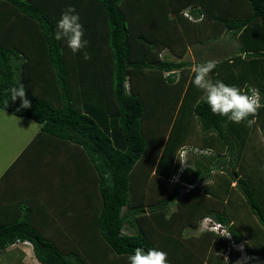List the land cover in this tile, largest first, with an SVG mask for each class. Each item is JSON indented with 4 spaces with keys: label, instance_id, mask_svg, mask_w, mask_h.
<instances>
[{
    "label": "trees",
    "instance_id": "16d2710c",
    "mask_svg": "<svg viewBox=\"0 0 264 264\" xmlns=\"http://www.w3.org/2000/svg\"><path fill=\"white\" fill-rule=\"evenodd\" d=\"M69 5L79 13L89 60L54 38ZM224 31L239 34L236 61L264 60V0H0V109L40 125L0 182L16 167L36 166L38 154L29 158L35 152L50 153L55 144H67L73 149L76 178L90 189L88 202L96 203L82 226L87 234L83 252L60 246L22 205L18 218L0 223V250L28 241L40 264H130L137 247L167 252L169 264H236L242 257L238 251L235 258L222 257V236L203 231L184 238L182 228L195 230L209 215L243 243L245 256L252 258L245 264L264 255V171L236 170L238 165L245 170L243 150L255 130H264V119L256 122L264 108L251 127L214 115L206 103H198L200 90L184 85L189 62L158 58L164 47L181 54L188 45L207 43ZM234 60H219L212 79L245 91L255 87L264 102V84L253 78L256 73H248L255 65L247 64L235 77ZM19 83L30 108H21L20 98L10 99L8 90ZM187 103L201 133L210 135L209 143L214 140L210 147L217 150L216 164L235 181L243 206L253 215L247 222L234 215L240 201L229 191L231 180L211 192L194 186L178 198V183L161 196L162 186L145 178L146 166L138 162L149 145L147 154H159L158 160L151 159L155 175L168 179L177 170L171 145L177 139L174 120L167 136H159L163 122L176 118ZM227 156L234 162L232 169L225 166ZM198 169L192 174H199ZM127 228L132 231L125 232Z\"/></svg>",
    "mask_w": 264,
    "mask_h": 264
},
{
    "label": "crops",
    "instance_id": "0c3cea01",
    "mask_svg": "<svg viewBox=\"0 0 264 264\" xmlns=\"http://www.w3.org/2000/svg\"><path fill=\"white\" fill-rule=\"evenodd\" d=\"M238 35H239L238 33L235 36L231 34L230 31H224L220 36L210 39L207 43L194 44L196 46V49L193 50L194 56L193 54L191 55L192 59L194 58L193 60H191L190 58H188L187 60L182 59L185 53L179 54V51L174 52L170 50L169 47L162 48V50L158 54V58L159 59L163 58V59L170 60V61L184 60V61L189 62L190 66L186 68L188 72H187V78L184 82V85H187L188 83H190L191 85L190 88L194 90H198V89L193 86V83H192L193 74H192L191 69L196 64L203 63L209 60H214L218 62L221 59H227L229 62H231L232 60L235 59L233 62L236 65L235 67H233L234 68L233 70L235 72V77L236 76L238 77L240 76V74L244 73V72H241L242 67H246L248 64V68H250V65L254 64L255 67L251 68V70H248V73L249 72L256 73V77H253V78H258L259 82L264 84V60L259 59L258 61H255V60L239 59L238 61H236V56H235L236 51H238V48L241 42L240 39L238 38ZM247 41H249V38L247 39ZM164 50H168L170 55H172L173 57L167 58V57L162 56L161 53ZM188 55L190 54L188 53ZM176 72L177 73L181 72V69H177ZM148 87L149 86H147V90L149 89ZM152 95H153V92H151V96ZM189 107H190V104L187 103L182 108V112L176 118H172V120L170 121V125L168 126V129H167V134H168V130L172 124V121L174 120L173 122H174V126L176 125L177 139L175 140V142H172L171 145L176 148L174 151L175 159L178 160L180 158H185L187 160V165H188V166H185L184 168L183 176L181 180H184L187 183H191V182L197 183L201 189L204 188L205 190L210 191V192L217 190L218 188H220V186L222 187L227 186V181L231 180L229 191H233V194H234L235 188L233 186L235 185V181L229 176V174L225 170L220 169L221 168L220 166H222L221 164H216L217 158H216L215 153L217 150L213 147H210L211 146L210 143H213L214 141L213 138H210L211 142L209 143L208 141H209L210 135L208 134L205 135L201 133L198 120L193 115ZM263 119H264V116L261 115L260 118L256 120V122L257 123L263 122ZM259 131L261 132V130H257V132L255 130V132L253 133V136L255 134L260 135ZM259 137H260V140L263 141L262 137L261 136ZM164 141L165 139L163 140V143ZM163 143H162V146H163ZM185 146H193V147L199 148L200 150L202 148L204 150H207V153L196 154L192 151H188L187 153H185L188 149L182 153L181 150L185 148ZM246 148L247 146L244 148L243 154H244V151L246 152ZM72 150L73 149L69 145L60 143V144H55L52 148V152L50 153H47V151H44V152L39 151L38 153L35 152L33 155L29 156V158L30 157L35 158L36 155L38 154V157L40 159H39V163L36 166H34L33 168L31 167V170L33 172H37V170H39L45 165L44 168H48V166H50L51 168H54L55 172L57 173L60 171L57 165H61V163L64 161L65 162V167H64L65 172H60L58 176L56 175L57 176L56 178H60L64 174H70L67 171L73 169L72 154H71ZM154 153L156 152H153L152 159L155 158V160H158L159 154L156 153L157 155L155 156ZM223 153L224 152H222V154ZM225 159H226V161L224 162L225 166H227L229 169H232L231 163H229V157L227 156ZM198 161L201 163V165L199 166H197ZM177 164H178V161H177ZM28 166H29L28 168H30L29 164ZM8 167L9 166H7V168ZM197 167L200 168L198 169L199 174H195V173L192 174L191 170L195 171L197 170ZM204 167L210 168L211 169L210 173H206L205 171H203L202 168ZM25 168H26L25 166L16 167L6 177V179H2L4 181L0 182V223L6 222L10 219L18 218L22 213V209H21L22 204H26V206L30 208L31 219L33 223L36 224L37 226H40V228H43L47 232L46 234L48 236H52V239H55V233L54 231H50V226H54L57 228L58 226L65 223V219L67 220L66 227L70 225L68 224L70 222V218L79 217V215H80V218L79 219L75 218L74 221H77V223H80L81 226L87 223V218L85 217V208H87V205L89 202L88 200H86L87 205H85L84 199L88 198L89 195L87 191L85 192L83 191V188L81 190L78 189L79 187H82V186H79L77 188L74 187L78 192H80V195L78 197L71 195L72 197L70 201H67L68 205H63L64 209L60 206H57L56 204L54 206L48 207L45 199L41 198L40 192H36V193L28 192V194L26 195V193L21 190V187L19 185L20 184L24 185V183H23V179H20V176H22L21 175L22 169H25ZM237 168L240 170L239 165ZM179 169H181L180 164L178 165L177 171ZM5 170L3 171V173L5 172ZM244 171H247V170H240L239 173L244 174L243 173ZM151 172H154V171H151ZM76 174L78 173L76 172ZM171 174H174V173L171 172L170 175ZM2 175L0 176V179L4 178L2 177ZM77 176L78 175H76V177ZM159 177H163V176H159ZM163 178L168 180L170 177L168 179L165 177ZM75 181H80V179H76ZM161 181L162 180H160V178L154 180L155 184ZM53 190H55L56 192L58 191L56 188H54ZM181 191L185 192L186 188ZM20 192H22V194H20ZM169 192H170V188H169ZM236 194H239V191H237ZM181 195L182 194L179 193L178 198H180ZM63 230L64 229L61 228V231ZM68 230L69 229L67 227V230L65 231V233L61 232L60 235L59 234H56V235H59V238H62V237L67 238L69 236L66 233L68 232ZM201 232L203 231H201V229L198 227L197 233H201ZM3 255H5V258L0 257V262L2 264H12L14 259L16 261L18 260L19 264H40L35 258L31 244L28 241H21V240L15 241L14 243L7 246L6 248L0 250V256H3ZM6 257H9V258H6Z\"/></svg>",
    "mask_w": 264,
    "mask_h": 264
},
{
    "label": "rangeland",
    "instance_id": "374dc122",
    "mask_svg": "<svg viewBox=\"0 0 264 264\" xmlns=\"http://www.w3.org/2000/svg\"><path fill=\"white\" fill-rule=\"evenodd\" d=\"M194 49H196L195 45H188L187 47H185V50L183 52V54L185 53V55H184V57H182V59L187 60L188 58H190L191 60H193L194 58L192 59L191 55L193 54V56H194V51H193ZM188 53L190 55H188ZM161 55L164 57H167V58L173 57L172 55H170L168 50H164L161 53ZM169 125H170V120L163 122V124L161 125V131H160V132H162V131L163 132H162L161 136H159L160 138L163 135L166 136V134H167L166 129H168ZM39 127H40V125L37 122L33 121L32 119H29V118L23 117V116H16V115L8 113L7 111H5L3 109H0V176L2 175L3 171L7 168V166H10L11 163L15 160V157H18V155H19L20 151H22L23 147L27 146L29 141L38 132ZM259 136L262 137L263 141L260 140ZM157 143H158V137H157L156 144ZM149 147H150V145H149ZM149 147L147 148V150L149 149ZM147 150H146V153L140 158V161L138 162V164H141L142 166H146V167H144V169L146 170L145 171V173H146L145 178L148 181L149 180H155L158 178H160V180H162L161 182H163L164 184L159 182L158 184H154V185L155 186L156 185L162 186L159 188V190L162 189V191H160L159 194L161 196L162 195L165 196L169 193V188H170V191L173 188L174 184H172V183H173L174 179L172 180V178L171 179L169 178L168 180H166L163 177H159L158 175H155L154 172H151V170L154 171L156 163H154V161L151 160L153 154L152 153L147 154ZM199 150H200L199 148H196L193 146H185L183 152L186 151L185 153H187L188 151H192L196 154L207 153V150H204V149H203L204 151H201V150L199 151ZM154 154H155V156L157 155L156 153H154ZM243 157H244L243 167L245 168V170H254V168L256 167L257 171H261V170L264 171V130H261L260 135L255 134L250 139V141L247 145V148H246V152L244 151ZM230 161L231 160L229 157V163H231L233 165L234 162H230ZM178 163L180 164L179 160H178ZM44 166L42 168H40L39 170H37V172H33L31 170V168H28V167L25 168V171L23 173L24 174V178H23L24 185L20 184L19 186L21 187V190L26 193V195L28 194V192H33V193L40 192L41 198L45 199L48 207L54 206L56 204L57 206H60L63 208V205H68L67 201H70L72 196L78 197L80 195V192H78L74 187L77 188L79 186H82V187H79L78 189L81 190L83 188L84 192L85 191H87L88 193L90 192L89 188H86V190L84 189L83 181H81V180L75 181L77 179L76 178L77 174H76L74 168L72 170L67 171L70 174L62 173V174H64V175H62V177L56 178L60 174V172H65L64 171V167H65L64 161L61 163V165H57L60 169V171L57 173L55 172L54 168H51L50 166H48V168H44ZM180 167H181V169H179L178 171L176 170L175 174L178 175L180 179H182L183 174L180 172H182L185 167L182 168L181 164H180ZM236 170H237V172L240 171L238 168H236ZM77 173H78V171H77ZM191 183L195 184V186H198L197 183H194V182H191ZM158 186H156V187L158 188ZM54 188H56L58 191L59 190L60 191L56 192L55 190H53ZM185 188L186 187L184 185L179 184V193L180 194L185 193L186 191L185 192L181 191ZM186 190H187V188H186ZM237 191H238L237 188H235L234 195H236L235 197H237L238 201H240V202L238 204H236L237 209L233 210V208H232V210L234 212V215L237 216V214H238V217L242 221L244 219H247L249 214H248V209L245 206H243V204H244L243 201L245 202V200L242 199L240 194H236ZM151 193L153 194V196L157 194L155 192V190H152ZM20 194H22V192H20ZM148 194L149 193L147 191V195ZM145 195H146V193H145ZM84 198H85V196H84ZM86 200H87V198L84 199L85 205H87ZM22 206L24 208L26 206V204H22ZM95 206H96V203L95 204L88 203L87 208H85V217L87 218V221L92 216V214L89 215L90 210H91V212H93V209ZM175 207H176L175 203L171 204L170 211H172V209ZM169 213H171V212H169ZM207 216H209V215H207ZM252 216H249V218H252ZM204 217H206V216H204ZM204 217H202L199 220L198 227L201 229V231H209L207 229H209L208 227H209L210 222L208 220H206ZM209 217L211 218V216H209ZM75 218L79 219L80 215H79V217L70 218V222L68 223L70 225L67 224L68 225L67 227L69 229L68 232H66L69 235L67 238H65V237L59 238V235L61 234V232L65 233V231L67 230V227H66L67 220L66 219H65V223L58 226L57 228L54 226H50V231H54L55 241L58 244H60V246H62V247L70 246L73 248V250L83 252L84 251L83 250V246H84L83 244H84L85 239H86L85 235H87V234H86V231H84V229L82 228L81 224L77 223V221H74ZM244 221L247 222L248 219L244 220ZM257 222H258V220H257ZM252 223L253 222L250 221L248 224H252ZM258 224H260V223L258 222ZM61 228H63L64 230L61 231ZM130 231H132V230L129 228H127V230H125V232H130ZM209 232H213V231H209ZM56 234H59V235H56ZM182 234L184 235L185 239L190 237V236L194 237V236L199 235V233H197V229L190 230L186 227L182 228ZM214 234L216 236H218L217 233H214ZM223 238H224V240H226V237H223ZM185 239H184V241L186 242ZM191 241L194 242L193 239ZM186 243H188V242H186ZM188 248L190 250H192V246L190 244H189ZM195 251H197V250H195ZM0 257L5 258V255L0 256ZM235 257H236V255L234 256V258ZM6 258H9V257H6ZM108 258H110V257H108ZM0 264H2V263L0 262ZM12 264H19V262H18V260L16 261L14 259ZM250 264H264V255L258 256V258L255 261L251 262Z\"/></svg>",
    "mask_w": 264,
    "mask_h": 264
},
{
    "label": "clouds",
    "instance_id": "9594fccd",
    "mask_svg": "<svg viewBox=\"0 0 264 264\" xmlns=\"http://www.w3.org/2000/svg\"><path fill=\"white\" fill-rule=\"evenodd\" d=\"M84 36L85 30L80 22L79 13H77L74 6H67L62 11L61 17L57 21L54 38L57 41H66L67 46L71 49L73 54L82 53L84 59L89 60L91 59V56L87 51H84L87 48L89 41L86 40ZM217 63V61L209 60L196 64L191 69L193 73V86L202 93L198 103H206L214 115L224 116L233 123H245L246 126L251 127L255 123V118L258 117L260 109L264 108V102H262L259 90L254 87H249L247 91H245L235 85L226 84L219 79L214 81L212 79V73L216 69ZM8 91L10 92V99L13 102H15L17 98H20L21 108L27 109L31 107V102L26 97L25 86L22 83H19L18 87L10 88ZM7 105L8 101L5 102V107ZM178 160L182 167L188 166L186 159L180 158ZM172 175L176 174L174 173ZM179 181L184 182L180 178ZM179 181H173V183L180 184ZM217 234L218 236H224L227 238L231 237V233L224 230H218ZM243 247V245L237 246L238 250L233 249L231 256L234 257L237 251L239 253L240 251H243ZM128 259L130 264H169L168 253L156 248L145 250L142 247H137L134 254H131ZM249 259L252 258L245 256L244 253V255L236 261V264H245Z\"/></svg>",
    "mask_w": 264,
    "mask_h": 264
},
{
    "label": "built area",
    "instance_id": "2783aa9c",
    "mask_svg": "<svg viewBox=\"0 0 264 264\" xmlns=\"http://www.w3.org/2000/svg\"><path fill=\"white\" fill-rule=\"evenodd\" d=\"M184 14L187 15V13H184ZM188 17L191 18L190 16H188ZM249 87H252V86H249ZM183 150L184 149H182V152H183ZM171 178H172V180L174 179L173 181H176V182L179 181V178L176 175H172ZM179 183L184 185L186 188H188V187L189 188H193L194 187V184L184 183L182 181H179ZM204 218L210 222L209 227H208L209 229H207V230L213 231L214 233H217L218 230H224L226 232H229L226 225H224V224H222L220 222H217V221L213 220L212 218H210L208 216H206ZM222 237H224V236H222ZM239 245H243V243L242 242H235L234 239L232 238V236L230 238L226 237V248L221 253V255L227 260L229 258V256L232 255V252H233L232 250L233 249L238 250L237 246H239ZM243 249H244V247H243ZM240 254L244 255V250L240 251Z\"/></svg>",
    "mask_w": 264,
    "mask_h": 264
}]
</instances>
